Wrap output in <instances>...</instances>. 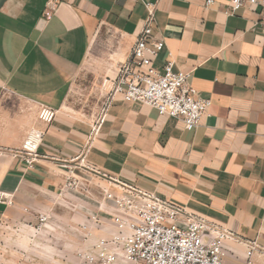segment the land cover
Instances as JSON below:
<instances>
[{
    "label": "crops",
    "instance_id": "0c3cea01",
    "mask_svg": "<svg viewBox=\"0 0 264 264\" xmlns=\"http://www.w3.org/2000/svg\"><path fill=\"white\" fill-rule=\"evenodd\" d=\"M48 1L0 0V147L15 151L31 131H44L32 166L10 151L0 158V194L13 200H0V217L50 207L79 163L87 175L137 185L227 229V264H264V7L56 0L46 18ZM148 3L156 6L154 34L165 41L154 67L163 71L173 59L211 105L186 130L181 119L117 95L85 152L98 118L68 107L73 85L91 78L103 109ZM43 106L56 109L52 121L41 119ZM249 242L258 245L252 256Z\"/></svg>",
    "mask_w": 264,
    "mask_h": 264
},
{
    "label": "built area",
    "instance_id": "2783aa9c",
    "mask_svg": "<svg viewBox=\"0 0 264 264\" xmlns=\"http://www.w3.org/2000/svg\"><path fill=\"white\" fill-rule=\"evenodd\" d=\"M212 3L213 0L206 2L207 6ZM246 4L264 7V0H230V9L236 11ZM55 6L56 0L47 2L46 18L50 17ZM147 9L144 27L128 58L119 65L108 103L92 126L85 152L93 147L108 107L117 95H122L128 102H143L161 115L181 119L186 130L196 129L211 105V100L199 96L189 74L175 69L173 59L166 61L163 71L154 67L153 62L164 49L165 41L154 34L156 6L148 3ZM260 16L264 23V10ZM56 112L52 107L43 106L40 117L49 122ZM43 137L44 131L35 129L25 137L19 149L11 151L0 147V158L10 151L32 166L40 157ZM78 164L74 166L84 167V164ZM104 177L108 178L109 187L104 190L106 202L100 208L103 213L91 218L97 226L109 232L101 234L92 246L78 252L81 261L87 264H227L225 242L233 237L227 229L137 185ZM78 186L77 180L68 179L62 192ZM0 200L13 204V200L4 194H0ZM26 211L34 218L39 230L49 221L50 215L44 210ZM94 235L95 232L89 229L87 236L92 238ZM246 245L248 256H252L258 247L257 242Z\"/></svg>",
    "mask_w": 264,
    "mask_h": 264
},
{
    "label": "rangeland",
    "instance_id": "374dc122",
    "mask_svg": "<svg viewBox=\"0 0 264 264\" xmlns=\"http://www.w3.org/2000/svg\"><path fill=\"white\" fill-rule=\"evenodd\" d=\"M90 85L89 77L75 81L68 107L74 113L96 119L102 112V108L96 107L101 105L103 97ZM87 174L76 166L67 170L62 187L68 179L77 180L79 186L64 192L61 187L50 207L37 208L50 215L40 230L28 211L19 216L0 217V264H87L81 261L78 252L109 232L91 218L103 213L100 208L106 202L104 190L109 187L108 182ZM89 229L95 232L92 238L87 236Z\"/></svg>",
    "mask_w": 264,
    "mask_h": 264
}]
</instances>
